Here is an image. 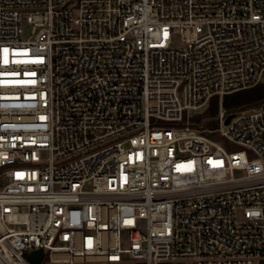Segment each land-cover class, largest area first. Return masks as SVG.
<instances>
[{"label":"built area","instance_id":"1","mask_svg":"<svg viewBox=\"0 0 264 264\" xmlns=\"http://www.w3.org/2000/svg\"><path fill=\"white\" fill-rule=\"evenodd\" d=\"M262 83L264 0H0V264H264Z\"/></svg>","mask_w":264,"mask_h":264},{"label":"trees","instance_id":"2","mask_svg":"<svg viewBox=\"0 0 264 264\" xmlns=\"http://www.w3.org/2000/svg\"><path fill=\"white\" fill-rule=\"evenodd\" d=\"M264 103V83L259 86L227 95L223 98L222 106L226 114L231 115L239 111L258 107ZM220 99L215 97L212 99L208 109L203 114L196 115L193 121L198 122L203 118H216L219 115ZM217 124H212L211 129L217 128ZM211 127V125H210Z\"/></svg>","mask_w":264,"mask_h":264},{"label":"rangeland","instance_id":"3","mask_svg":"<svg viewBox=\"0 0 264 264\" xmlns=\"http://www.w3.org/2000/svg\"><path fill=\"white\" fill-rule=\"evenodd\" d=\"M30 26L25 22L24 23V30H25V34L28 35V33L30 32ZM183 43H182V39H181V36L178 34V35H174L173 37V45L174 46H181ZM209 106H207L206 108L204 109H201L199 111H192L190 112V120L191 122H193L196 126H202L204 127L207 131L204 133L205 135H207L209 138L211 139H215L217 141H220V142H224L223 139H221L217 134H212L210 133L209 131L210 130H213L211 128L212 127V124H217V117L216 118H203L202 120H199L198 122H195L193 121V118L196 117V115L198 114H203L205 113V111L208 109ZM220 111V109H219ZM211 125V127H210ZM128 264H134L133 262H128Z\"/></svg>","mask_w":264,"mask_h":264},{"label":"water","instance_id":"4","mask_svg":"<svg viewBox=\"0 0 264 264\" xmlns=\"http://www.w3.org/2000/svg\"><path fill=\"white\" fill-rule=\"evenodd\" d=\"M264 107V106H263ZM233 115L228 116L227 120H226V124L229 123L230 119L232 118ZM42 257V252H36L32 255L29 256L30 260L34 263V264H38L40 262V259Z\"/></svg>","mask_w":264,"mask_h":264}]
</instances>
